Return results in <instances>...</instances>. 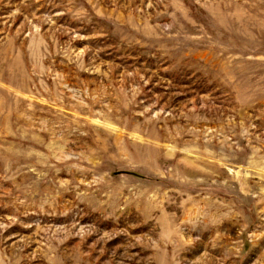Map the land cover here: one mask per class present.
I'll list each match as a JSON object with an SVG mask.
<instances>
[{"label":"rangeland","instance_id":"374dc122","mask_svg":"<svg viewBox=\"0 0 264 264\" xmlns=\"http://www.w3.org/2000/svg\"><path fill=\"white\" fill-rule=\"evenodd\" d=\"M0 264H264V0H0Z\"/></svg>","mask_w":264,"mask_h":264}]
</instances>
